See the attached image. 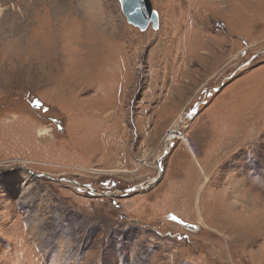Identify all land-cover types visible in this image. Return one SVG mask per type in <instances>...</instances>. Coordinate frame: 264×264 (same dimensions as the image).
<instances>
[{
	"label": "rangeland",
	"instance_id": "rangeland-1",
	"mask_svg": "<svg viewBox=\"0 0 264 264\" xmlns=\"http://www.w3.org/2000/svg\"><path fill=\"white\" fill-rule=\"evenodd\" d=\"M36 1L0 2V264H264V0L146 30L101 0L95 34L93 0Z\"/></svg>",
	"mask_w": 264,
	"mask_h": 264
},
{
	"label": "bare ground",
	"instance_id": "bare-ground-1",
	"mask_svg": "<svg viewBox=\"0 0 264 264\" xmlns=\"http://www.w3.org/2000/svg\"><path fill=\"white\" fill-rule=\"evenodd\" d=\"M3 2V1H5V0H0V2ZM40 0H37L36 2H39ZM42 3H46L48 6H51V4H52V0H42ZM87 5H88V11H87V17L88 18H90V19H92V21H93V23L95 24V25H87V26H85V27H80L79 28V30H87L90 34H95V33H97V32H95V30L94 29H97V27L96 26H100L101 24H103V22H105V15H104V8H103V6H102V1L101 0H93V2H92V4H91V2L89 3V2H87ZM231 6V5H230ZM232 7V6H231ZM14 8H15V6H14ZM38 8V6H35L34 7V11L36 12L37 9ZM17 9V11H19V12H21V8L20 7H17L16 8ZM5 10V8H0V11H1V13H0V36L2 37V39H7V37L6 36H4V33H7L8 34V39H11L12 37L13 38H15V39H22V37L24 36V33H23V24H22V21H20V20H18V22H15V23H17V24H14L13 23V21L12 22H10L9 23V28H8V30H6V24H8V23H3V19H2V12ZM107 20H109V19H107ZM112 22H113V20H112ZM25 23V22H24ZM104 25V24H103ZM102 27V26H101ZM72 28V27H71ZM94 28V29H93ZM106 27H104V29H105ZM70 29V28H69ZM78 30V31H79ZM103 31H106V30H103ZM116 31L117 30H113V32H112V35H114V34H116ZM75 32H77V31H75ZM83 32V31H82ZM84 33V32H83ZM78 34V33H77ZM82 36H85V35H82ZM4 37V38H3ZM77 37V36H76ZM86 37V36H85ZM7 39V41H9ZM76 39V38H75ZM74 39V40H75ZM96 39V38H95ZM102 42V41H101ZM74 43V42H73ZM190 47L192 46V44L191 45H189ZM194 46V45H193ZM162 47H163V45H162ZM188 47V46H187ZM189 47V48H190ZM178 48V47H177ZM195 48H196V46H195ZM166 51H168V50H171V48H167V46H166ZM180 49V48H179ZM193 49H194V47H193ZM191 50V49H190ZM61 53V52H60ZM14 58H18V56H15ZM105 87V86H104ZM181 117H182V115H180L179 116V120H177L175 123H174V125H177L178 124V122L180 121V119H181ZM174 125H173V127H174ZM172 127V129H171V133L166 137V139L167 140H169V139H171L173 136H175L174 135V133H175V131L173 130V129H175V128H173ZM48 132H49V130L48 129H41L40 131H39V133H40V135H42V136H47L48 135ZM193 155H195L194 154V152H193ZM195 159L197 160V157H195ZM197 163H198V165H199V167L203 170V167H202V165L200 164V162L197 160ZM94 171V170H93ZM100 171H102V170H100ZM117 171V170H116ZM96 172V171H95ZM98 172V171H97ZM206 180H207V176H205V180L202 182V185H201V188H200V190L204 187V184L206 183ZM199 202H200V198H199V196H198V198H197V205H198V207H199V215H200V219L202 220V222L205 224V222H204V219H203V217H202V215H201V208H200V204H199ZM200 220V221H201ZM206 225V224H205ZM209 227V226H208Z\"/></svg>",
	"mask_w": 264,
	"mask_h": 264
},
{
	"label": "water",
	"instance_id": "water-1",
	"mask_svg": "<svg viewBox=\"0 0 264 264\" xmlns=\"http://www.w3.org/2000/svg\"><path fill=\"white\" fill-rule=\"evenodd\" d=\"M120 2L129 23L141 30H146L150 24L154 29L159 28V13L154 9L151 0H120Z\"/></svg>",
	"mask_w": 264,
	"mask_h": 264
},
{
	"label": "built area",
	"instance_id": "built-area-1",
	"mask_svg": "<svg viewBox=\"0 0 264 264\" xmlns=\"http://www.w3.org/2000/svg\"><path fill=\"white\" fill-rule=\"evenodd\" d=\"M185 140H186L187 142H189L188 139H185Z\"/></svg>",
	"mask_w": 264,
	"mask_h": 264
}]
</instances>
